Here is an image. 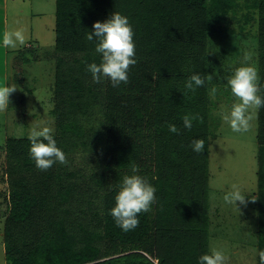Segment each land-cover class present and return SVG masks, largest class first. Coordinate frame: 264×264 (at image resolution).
Returning a JSON list of instances; mask_svg holds the SVG:
<instances>
[{
    "label": "trees",
    "instance_id": "16d2710c",
    "mask_svg": "<svg viewBox=\"0 0 264 264\" xmlns=\"http://www.w3.org/2000/svg\"><path fill=\"white\" fill-rule=\"evenodd\" d=\"M225 2L55 0L54 139L66 152L94 138L92 152L100 159V170L89 179L72 168L67 158L66 165L57 162L40 171L29 155L28 137H8V190L4 193L8 213L2 233L6 264H198V258L209 252L203 217L207 155L205 150L196 153L191 148L192 140L207 135L208 114L201 87L195 92L184 87L188 77L201 75V71L189 63V68L181 69L167 51L175 38L172 29L219 20ZM253 6L259 17L258 94L264 97V0H254ZM156 8L158 14H167V33L151 23ZM139 10H145L149 20L142 29H133L137 63L129 71V83L113 87L107 79L94 82L87 65L99 64L101 54L95 51V39L89 42L86 33L114 12L132 24ZM102 12L105 18L98 16ZM175 42L184 46L178 38ZM174 85L180 87L178 93ZM169 86L172 89L166 91ZM94 114L99 117L98 131L86 124ZM186 114H199L203 122L193 121L191 130L183 127L177 139L162 135L161 128L169 121L183 126ZM257 126V171L263 184L264 107L257 111ZM133 162L139 166L136 174L157 189L156 203L150 212L139 214L137 228L124 232L110 210L123 177L133 175ZM91 189L100 199L97 216L92 218L81 210L73 215L70 196L75 195L74 204H82ZM46 195L50 196L47 203Z\"/></svg>",
    "mask_w": 264,
    "mask_h": 264
},
{
    "label": "rangeland",
    "instance_id": "374dc122",
    "mask_svg": "<svg viewBox=\"0 0 264 264\" xmlns=\"http://www.w3.org/2000/svg\"><path fill=\"white\" fill-rule=\"evenodd\" d=\"M36 1L18 2L13 8L17 15L12 16L9 22L11 31H14L16 23L28 28L24 33L26 42L32 46L35 45L37 38L34 37V32L32 36L30 35L29 25L32 23L40 25L39 17L33 15V12L39 10ZM253 2L254 0H226L219 20L205 22L203 26L189 24V27L183 26L186 27L184 30L175 27L171 32L175 38L167 51V55L175 60L181 69L189 68L187 63L194 65L205 79L201 95L205 98L208 114V131L202 138L205 140L204 150L207 155L205 164L207 195L203 213L208 236L207 254H211L212 249L222 250L228 258L227 264H259L258 252L264 250V183L259 180L256 158L258 109L254 107L249 109L247 115L251 117L250 127L246 132H234L229 122L223 118L225 115L230 116L234 103H239L227 84V78L231 77L237 68L247 64H251L259 73L257 37L259 17ZM41 6L45 9V25L49 30H45V46L42 48L22 46L23 50H16L17 55L13 61H9L10 66L5 80L6 86H14L16 90L9 96L8 108L0 112V264H5L2 233L8 213L7 194H4L8 190L5 141L8 137H28L30 131L37 126H51L54 133L56 131L52 114L54 102L52 84L55 78L56 56L55 45L52 43L55 0H43ZM105 12L98 13V16L105 18ZM136 18L132 24L129 20L132 28L136 30L142 29L149 20L145 10H139ZM151 23L159 26L163 33L169 32L167 14L163 16L158 14L157 8ZM15 28L20 29L17 25ZM177 38L183 41L184 46L175 42ZM182 49H185V54L181 53ZM15 52L13 48L9 49V59L14 57ZM245 54L251 55L249 62H244ZM26 58L29 59L25 60ZM165 81L166 79L162 80V83ZM213 87L216 88L215 93L211 91ZM171 89L172 86H169L165 90ZM173 89L178 93L180 87L174 85ZM90 119L86 124L90 126L91 123L94 125L92 128L98 131L99 117L94 114ZM169 124L174 123L169 121ZM176 126L180 131L184 130L183 126ZM161 129L162 135L173 139L179 137L180 133L169 132L168 124ZM93 141L94 138L84 145L69 147L64 152L72 168L80 170L89 179L91 174L100 170V159L92 152L95 149ZM233 185L239 186L249 201L247 206L237 202L239 210L235 205L225 203L223 199L224 195L232 190ZM46 196L47 203L50 196ZM250 196L256 199L255 202H251ZM74 197L72 194L69 198L73 215L81 210L92 218L97 216L99 206L97 204L100 199L93 194L92 189L90 196H87L82 204L76 202L74 204Z\"/></svg>",
    "mask_w": 264,
    "mask_h": 264
},
{
    "label": "clouds",
    "instance_id": "9594fccd",
    "mask_svg": "<svg viewBox=\"0 0 264 264\" xmlns=\"http://www.w3.org/2000/svg\"><path fill=\"white\" fill-rule=\"evenodd\" d=\"M93 32L86 33V39L96 41L95 51L101 54L99 64L93 62L87 65V70L91 73L92 79L96 83L107 79L113 87H118L121 83H129V71L137 63L135 59L136 46L133 40L134 31L128 17L119 12H114L110 19L105 22H95ZM26 43L24 29L6 31L3 34V46L6 48H16ZM244 62L251 60L250 54H245ZM209 79L211 76L208 77ZM227 84L231 92L239 103H234L229 115L223 118L229 122L234 132H246L250 127L251 117L247 115L250 108L260 109L264 107V97L258 93L261 91L260 77L258 71L251 64L239 67L234 74L227 78ZM205 85V79L200 74H192L185 81V89L195 92L197 88ZM16 90L14 86H0V112L5 111L10 103L9 96ZM216 92V88L211 90ZM184 95L186 93H183ZM193 121L203 122V117L199 114H186L182 117L183 127L191 130ZM171 133L179 134L180 129L175 124H168ZM30 142L29 155L35 161V166L40 171L49 170L57 162L66 165L67 157L65 153L57 147L54 139V128L51 126L35 127L29 135ZM205 140L194 139L191 142L192 151L202 153ZM133 175L123 177L121 188L115 196V206L110 210L117 227L124 232L134 230L139 226V214L152 210V205L156 203L157 189L148 181L146 177L137 175L139 166L134 162L130 164ZM225 203L247 206L249 202L246 195L242 193L237 185L232 186V190L223 197ZM251 202L255 198L251 197ZM238 209V207H237ZM239 210V209H238ZM259 264H264V250L258 252ZM227 256L222 250L212 249L211 254H203L198 258V264H227Z\"/></svg>",
    "mask_w": 264,
    "mask_h": 264
},
{
    "label": "crops",
    "instance_id": "0c3cea01",
    "mask_svg": "<svg viewBox=\"0 0 264 264\" xmlns=\"http://www.w3.org/2000/svg\"><path fill=\"white\" fill-rule=\"evenodd\" d=\"M32 0H0V86H6L5 80L7 79V70L9 69L10 62L13 61L17 53L15 52L20 51L22 46L18 45L16 48L13 49V51L16 53L13 58L9 59L8 53L9 49L12 48H6L3 46V34L6 31H11V26L9 27V22L11 21L12 16L15 17L17 15V11H15V6H17V3H29ZM43 0H37L36 3L39 7V10L37 12H33L34 17H39L38 21L40 25L36 26L35 24L29 25V33L32 36V32H34V37L37 38V41L35 42V45L32 46L31 43L26 42L24 47L31 46L33 48H42L45 46V30H48L47 25H45V9L41 6ZM17 20V18H16ZM15 23V20H14ZM15 25L18 27L28 30V28H24L21 24H14V30L18 29L15 28ZM54 27V25H53ZM36 31L38 33H36ZM27 41V39H26ZM53 43V42H52ZM50 43V44H52ZM10 61V62H9ZM3 244V242H2ZM4 251V250H3ZM5 257V255H4ZM6 264V261H5Z\"/></svg>",
    "mask_w": 264,
    "mask_h": 264
}]
</instances>
